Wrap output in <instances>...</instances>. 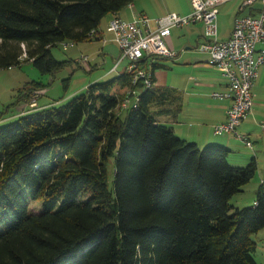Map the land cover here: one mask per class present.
<instances>
[{"label": "trees", "instance_id": "trees-1", "mask_svg": "<svg viewBox=\"0 0 264 264\" xmlns=\"http://www.w3.org/2000/svg\"><path fill=\"white\" fill-rule=\"evenodd\" d=\"M136 1L0 0V69L28 61L53 76L69 64L53 48L97 39ZM45 88L32 82L21 99ZM135 88L124 71L0 126V264H257L264 188L253 207L230 205L256 160L232 167L229 148L200 149L160 124L152 109L169 88H136L137 109L121 110Z\"/></svg>", "mask_w": 264, "mask_h": 264}, {"label": "rangeland", "instance_id": "rangeland-1", "mask_svg": "<svg viewBox=\"0 0 264 264\" xmlns=\"http://www.w3.org/2000/svg\"><path fill=\"white\" fill-rule=\"evenodd\" d=\"M246 0H233L229 3L221 5L218 8L217 28L219 40L226 39L234 27L235 19L239 16L240 9L244 6ZM137 11L141 8H149L153 13L158 15L177 14L185 17L184 12H191L190 0H137L135 2ZM129 9H124L121 14L128 16ZM128 12V13H127ZM109 15L101 23L100 29L105 35L107 42H91L82 43L70 47V43L60 44L51 50L54 59L58 62H69V64L61 71L53 76H42L33 66L31 62L23 61L20 67L12 69H0V126L13 123L19 117L20 112H25V108L19 103L24 100L25 89L32 82L41 83L46 86L48 91L45 97H41L38 106L53 105L62 106L69 103L73 98L81 95L86 89L94 83H103L119 76L128 66L125 61L119 67L116 73L107 74L109 70L115 66V60L119 58L120 51L116 43H111L113 36L107 33ZM148 17H152L148 14ZM151 19V18H150ZM129 20V18H128ZM192 36V39H189ZM204 29L201 24L186 26L182 29L172 31L171 40L174 42V50L180 53V56L188 54L191 60L209 61V56L198 50V46L204 43ZM169 47V39H166ZM188 41V42H187ZM68 45V47H67ZM188 48V51H185ZM264 49V45H259L258 49ZM113 52L111 54V52ZM103 53H108V57H104ZM81 56L89 58V64L77 63ZM181 60V58L179 57ZM158 64L163 68L154 70L158 86L172 87L180 79V73L183 67H179L178 60H165L158 58ZM183 61V60H181ZM92 67V71H89ZM166 67V68H164ZM152 68V67H151ZM158 88V87H157ZM45 95V93H44ZM43 95V96H44ZM253 107L251 114L246 121L237 129L241 136H248L253 142V149H249L246 144L236 138L233 134H225L217 136L223 145L231 150L228 162L232 167L245 168L255 159L257 163V172L255 177L249 184L243 187L242 192L233 197L230 201L232 207L231 214L238 209L253 207L258 192L264 188V66L260 68L259 79L253 89ZM21 97H24L21 99ZM27 98V97H26ZM31 95L25 101V105L29 103ZM24 102V101H23ZM156 114L157 107L152 110ZM159 118V115H158ZM161 120V119H160ZM112 168L110 176L112 178ZM42 203H31L30 210L32 213L41 211ZM252 240L256 244V252L254 259L257 264H264V229L258 234L252 236Z\"/></svg>", "mask_w": 264, "mask_h": 264}, {"label": "built area", "instance_id": "built-area-1", "mask_svg": "<svg viewBox=\"0 0 264 264\" xmlns=\"http://www.w3.org/2000/svg\"><path fill=\"white\" fill-rule=\"evenodd\" d=\"M231 1L190 0L192 10L185 17L174 13L157 19L140 14L131 21L113 17L107 32L113 36L112 41L117 44L120 55L112 72L127 61L125 72L132 75L133 87H142L143 91L152 89L151 63L156 58L174 59L177 56L169 50L165 40L176 29L202 24L205 39L198 50L209 56L208 65L218 70L229 86L227 92L214 93L212 98L231 102L226 113L227 121L214 126V135L233 134L253 149L252 143L239 135L237 129L251 114L253 89L259 79L260 68L264 66V49H258L259 45H264V0H246L235 19L230 37L219 40L218 8ZM96 35L95 31L91 33L92 37ZM73 46L70 44V47ZM145 59L149 60L147 68L140 64ZM77 63L89 65V58L81 56ZM135 89L127 92L121 110L137 109L141 93ZM44 93L45 90L34 91L25 109H37L38 99Z\"/></svg>", "mask_w": 264, "mask_h": 264}, {"label": "crops", "instance_id": "crops-1", "mask_svg": "<svg viewBox=\"0 0 264 264\" xmlns=\"http://www.w3.org/2000/svg\"><path fill=\"white\" fill-rule=\"evenodd\" d=\"M130 6L131 7H128L129 13L127 12L128 16H126L125 13L111 15V17L108 19V23L115 16L126 21H131L140 14L146 16H148L149 14L150 16H152L150 17L151 19H157L165 16L164 14L161 16L157 13L155 14L149 8H141L139 9L140 11H137L138 6H136L135 3ZM184 14L186 16L189 15V9L188 11L184 12ZM98 33L99 36L95 40L103 43L107 42V40L105 39V35L100 28L98 29ZM230 35L231 32L229 33V36L223 40H227ZM171 37L172 34L170 37L167 38L169 39L168 48L170 51L176 53V51L174 50L175 45L174 42L171 40ZM192 38V36H189V39ZM109 42L114 43L112 40H109ZM188 50V48H185V51ZM112 53L113 52H111V54ZM176 55L177 56L174 59L170 60H176V62L178 60L179 63H182L179 67H183V70L180 73V79L176 83H173L172 87L161 85L158 86L157 84L159 83L156 80L154 71H152L155 82V88H169L173 91L172 94H170L169 101H167L165 105H161L160 107H158V112H156V114L154 113L158 122L168 128H171L178 138L190 143H194L200 149L211 145L223 146L219 145L223 143L217 138V136L214 135L213 128L214 126L223 124L227 121L226 113L231 105V102L229 100L214 99L212 98V94L227 92L229 90L227 81L223 78L222 74L218 70L208 65L207 60L201 62L195 61L198 59L191 60L188 54L180 56V53H176ZM103 56L108 57L109 55L108 53H103ZM179 57L183 61H181ZM117 60L118 59H116L115 62H117ZM157 60L158 58H156L154 64H157L158 68H163V65L158 64ZM113 68L109 70L107 74L110 75L112 73H116L119 69L118 68L116 72H112ZM92 69V67H89V71H92ZM44 90L45 95L42 97H45L48 93L46 89ZM23 101H21L20 105L21 107L23 106L25 108L26 100L24 99ZM49 106L51 105H39L38 108L35 110L26 108L25 112H20L17 116L26 115L29 112H34ZM245 137L253 144V142L250 140V138H248V136Z\"/></svg>", "mask_w": 264, "mask_h": 264}]
</instances>
